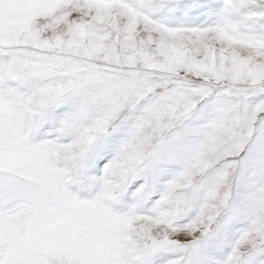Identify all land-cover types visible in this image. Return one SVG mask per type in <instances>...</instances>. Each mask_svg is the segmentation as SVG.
Here are the masks:
<instances>
[{
	"label": "snow or ice",
	"instance_id": "snow-or-ice-1",
	"mask_svg": "<svg viewBox=\"0 0 264 264\" xmlns=\"http://www.w3.org/2000/svg\"><path fill=\"white\" fill-rule=\"evenodd\" d=\"M0 264H264V0H0Z\"/></svg>",
	"mask_w": 264,
	"mask_h": 264
}]
</instances>
